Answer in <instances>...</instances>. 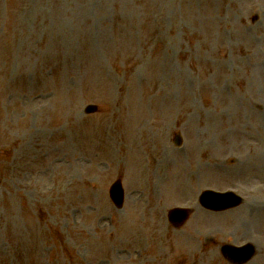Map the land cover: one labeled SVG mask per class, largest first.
<instances>
[{
  "label": "rangeland",
  "instance_id": "374dc122",
  "mask_svg": "<svg viewBox=\"0 0 264 264\" xmlns=\"http://www.w3.org/2000/svg\"><path fill=\"white\" fill-rule=\"evenodd\" d=\"M220 48L264 107V0H0V264H229L213 239L250 241L247 264H264V222L205 214L197 201L205 188H233L240 207L264 203V116L237 112L214 70ZM216 149L246 169L206 170ZM117 176L123 210L108 197ZM178 205L194 213L174 228L166 212Z\"/></svg>",
  "mask_w": 264,
  "mask_h": 264
},
{
  "label": "bare ground",
  "instance_id": "6f19581e",
  "mask_svg": "<svg viewBox=\"0 0 264 264\" xmlns=\"http://www.w3.org/2000/svg\"><path fill=\"white\" fill-rule=\"evenodd\" d=\"M224 1V0H222ZM241 49H243L244 52H249L250 53V48L249 47H241ZM223 48H220L212 53L217 54L216 56V60L217 61L214 65H217V68L214 67V70L216 72H218L219 74H221L224 77V74L226 75L225 78H228L229 81L231 82L230 84H228L229 89L231 90V98L235 99L237 101V112L238 113H242L244 112V114H248L250 116L255 117V115L257 116L258 120H260L261 117L264 116V109L262 108V110L260 112H256L255 111V107L258 105V101L257 100V96H259V94L257 93L255 87L253 86V84L251 83V86L247 84V81L245 79V77L243 76V73L241 72H236V70L231 71L227 68H225L224 65V58L225 55L220 53L223 51ZM254 53L256 54V52L254 51ZM258 55V54H257ZM263 56V55H262ZM168 62L171 63V58L168 56L166 57ZM258 59H260V63H259V67L260 70L262 71L264 69V61L261 57H258ZM166 60H162V64L165 63ZM194 64L196 67H203V65H200L199 62H195ZM264 73V71H262ZM223 105V102L220 103L219 105H215V109L216 112L214 113V120L216 119H221L222 117V113L218 112V109ZM247 111V113H246ZM202 124H211L210 121H207L205 119H203ZM260 136L263 138L264 136V122L262 121L261 123V129L259 132ZM225 140H227V138L224 136L223 137ZM250 154V153H249ZM252 156L254 158V161H259V159L261 158L262 161V154L258 151V153L256 152V150L252 151ZM221 159L222 161H227V159L229 158L228 155L224 154V149L221 150V152L219 153V150L216 149V155L213 158V160L215 159ZM231 160H235L234 162L231 163V165H228L226 168L229 171H232L233 168H238L239 166H244L245 164L248 163V159L245 160H237L234 159L233 157L229 158ZM213 171V169H212ZM242 212L244 213V215H246L248 219L253 220L256 219V216L258 217V219H260L261 215L258 214H251V209H250V205L246 204L242 207Z\"/></svg>",
  "mask_w": 264,
  "mask_h": 264
}]
</instances>
